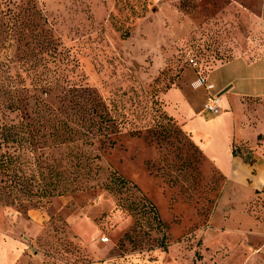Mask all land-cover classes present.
<instances>
[{
    "label": "rangeland",
    "instance_id": "374dc122",
    "mask_svg": "<svg viewBox=\"0 0 264 264\" xmlns=\"http://www.w3.org/2000/svg\"><path fill=\"white\" fill-rule=\"evenodd\" d=\"M0 71V106L15 91L31 116L100 101L117 121L78 141L99 156L85 191L27 210L0 202V264H264V0H0ZM201 73L213 94L235 83L220 98L246 95L233 147L256 164L249 177L210 165L165 110L162 94ZM45 141L50 157L68 151ZM112 172L153 203L162 232H132L103 186Z\"/></svg>",
    "mask_w": 264,
    "mask_h": 264
},
{
    "label": "trees",
    "instance_id": "16d2710c",
    "mask_svg": "<svg viewBox=\"0 0 264 264\" xmlns=\"http://www.w3.org/2000/svg\"><path fill=\"white\" fill-rule=\"evenodd\" d=\"M4 74L0 71L1 80ZM74 109L71 115L64 107L54 109L42 102L31 116L19 91L8 104L0 106V202L20 210L46 205L52 198L85 191L84 180L99 175L100 168H93L99 156L93 157L81 149L78 141L93 144L100 134L113 130L117 121L100 101L89 106L77 104ZM8 110L25 112L18 121H9ZM46 139L51 140L49 149L67 147L68 151L46 155ZM233 154L239 157L234 147ZM130 185L117 172H112L103 184L112 194L122 196L119 207L136 220L132 232L144 228L162 232L164 225L157 208ZM125 237H130V232Z\"/></svg>",
    "mask_w": 264,
    "mask_h": 264
},
{
    "label": "crops",
    "instance_id": "0c3cea01",
    "mask_svg": "<svg viewBox=\"0 0 264 264\" xmlns=\"http://www.w3.org/2000/svg\"><path fill=\"white\" fill-rule=\"evenodd\" d=\"M205 88L193 86L184 88L175 87L162 94L165 110L177 119L193 141L201 148L210 165L220 170L225 176L232 179L239 176L249 177L253 167L245 164L233 154V143L237 139H245V127L242 121L243 103L245 94L236 93L228 98L235 89L233 81H227L218 92L225 94L220 98L223 111L219 115L207 113L202 104V93ZM209 95V93L206 91ZM219 94V95H220ZM119 236V235H118ZM117 236V237H118Z\"/></svg>",
    "mask_w": 264,
    "mask_h": 264
},
{
    "label": "built area",
    "instance_id": "2783aa9c",
    "mask_svg": "<svg viewBox=\"0 0 264 264\" xmlns=\"http://www.w3.org/2000/svg\"><path fill=\"white\" fill-rule=\"evenodd\" d=\"M198 88L203 87L209 93L206 103L204 104V110L212 115H219L221 113L220 96L213 94L216 89L214 84L208 83V77L201 73L198 81L196 82Z\"/></svg>",
    "mask_w": 264,
    "mask_h": 264
},
{
    "label": "water",
    "instance_id": "95a60500",
    "mask_svg": "<svg viewBox=\"0 0 264 264\" xmlns=\"http://www.w3.org/2000/svg\"><path fill=\"white\" fill-rule=\"evenodd\" d=\"M227 90H229V89H227ZM227 90H226V91H227ZM226 91H224L223 93H221V95H223Z\"/></svg>",
    "mask_w": 264,
    "mask_h": 264
}]
</instances>
